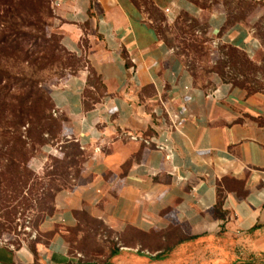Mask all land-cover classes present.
I'll use <instances>...</instances> for the list:
<instances>
[{"label": "crops", "instance_id": "0c3cea01", "mask_svg": "<svg viewBox=\"0 0 264 264\" xmlns=\"http://www.w3.org/2000/svg\"><path fill=\"white\" fill-rule=\"evenodd\" d=\"M150 2L169 24L187 15L218 43L262 63L254 25L264 17V1L246 23L231 24L221 6ZM54 12L62 47L85 66L53 84L49 97L67 119L65 134L88 159L76 186L56 194L40 224L41 233L55 235L37 245L39 261L3 237L0 264H82L68 235L83 215L103 222L120 242L111 264H175L168 255L152 261L160 253L136 242L137 233L148 241L172 232L182 239L234 237L264 254V93L222 82L212 91L198 86L138 0H56ZM91 72L101 94L89 83ZM89 91L98 99L87 110ZM172 112L180 115L178 130L160 132L156 114L170 124ZM160 146L173 148L171 161Z\"/></svg>", "mask_w": 264, "mask_h": 264}, {"label": "rangeland", "instance_id": "374dc122", "mask_svg": "<svg viewBox=\"0 0 264 264\" xmlns=\"http://www.w3.org/2000/svg\"><path fill=\"white\" fill-rule=\"evenodd\" d=\"M263 1L199 0L200 3H205L209 9L207 11L216 6L223 7L231 23H246L262 6ZM138 2L145 15L156 25L162 39L181 55L188 70L196 75L194 81L198 86L212 91L218 82H222L242 88L249 94L264 93V51L262 63L258 65L243 52L218 43L198 21L199 26L191 20H181L171 25L166 21L164 13L150 0ZM29 3L30 1L26 0L23 8L27 9ZM50 10L51 15L43 8L37 18L32 20L23 13L22 20H16L18 30L14 35L6 33L3 26L0 28V37L3 34L11 41L10 44H0V69L9 73V97L12 98L11 105L16 114L23 110L32 116L34 114L32 103H41L38 102L41 100L39 91L49 95L50 87L59 79L85 66L84 60L75 58L61 45L63 33L61 23L55 16L52 0ZM254 29L264 50V17L254 25ZM59 45L67 54L56 51ZM54 54L55 60L52 64H47L50 60L48 56ZM6 82L8 79L4 80L2 86H5ZM97 82L96 79H91L89 83L99 89ZM86 97L90 98L88 104H91L92 99H98L97 94L91 91ZM51 113L61 126V131L56 137L45 134V145L35 151L29 162L30 169L43 180L32 181L24 190L19 181L18 171L14 169L11 176L2 177L0 181V229L4 232L0 238L4 237L11 243L24 241L27 236H30L29 240L32 241L38 238L42 243L46 242L48 234L41 233L39 227L47 216L46 213H51L53 208L54 193L50 190V185L62 186L63 190L73 189L88 159L82 149L79 151L75 147L77 145L75 140L65 134L66 117L59 113L56 116L54 110ZM26 129L28 126L23 128V132ZM15 157L19 158V154ZM63 173L67 175L62 177ZM49 174L51 175L46 177ZM52 180H55L53 184ZM29 191L35 193L39 199L38 203L42 198H46L48 212H39L36 201L34 208L28 212L18 209L17 206L23 196H27ZM6 199L10 200V203H7L8 208L3 204ZM14 208L18 209L15 217L12 215L13 212H10ZM104 227L103 222L90 216L80 217V225L68 235L70 252L80 256V263L111 264L119 251L120 242ZM136 242L150 252L159 250L160 255H155L157 257L168 255L175 264H264V254L252 253L250 249L244 247L245 241L234 237L190 240L182 239L176 232H172L166 235L165 239L153 238L148 241L138 238ZM157 257L151 258L152 261H156Z\"/></svg>", "mask_w": 264, "mask_h": 264}, {"label": "trees", "instance_id": "16d2710c", "mask_svg": "<svg viewBox=\"0 0 264 264\" xmlns=\"http://www.w3.org/2000/svg\"><path fill=\"white\" fill-rule=\"evenodd\" d=\"M26 0H0V28L3 26V29L6 33H10L14 35L17 32V22L16 20H22L23 13L27 16L28 19H36L39 12L44 8V11L52 14L50 10V0H28L29 6L27 9L23 8ZM193 4L199 7V9L209 10L205 3H200L199 0H189ZM38 9V10H37ZM181 20H191L199 26L197 20L190 18L187 15L180 14L178 22ZM165 21V19H164ZM228 24H231L228 17ZM1 33V32H0ZM165 42V41H164ZM10 44V38L6 37L2 34L0 37V44ZM166 43V42H165ZM60 44V43H59ZM167 44V43H166ZM56 51L58 53L67 52L59 45L56 47ZM180 57L181 55L178 54ZM47 57V56H45ZM50 60H48L47 64H52L53 60H55L54 56H48ZM185 64V63H184ZM193 77L196 80V75L194 73ZM91 79H96L99 84V89H102V85L100 80L95 76L93 72H91ZM9 73L7 71H3L0 69V181L2 177L11 176L13 174L14 169L18 171V177L20 184L23 189L28 187L29 183L32 181H36V179L43 180L42 178H38L36 174L30 169L29 162L33 158L35 151L45 145L46 140L44 139L45 134L52 135L56 137L61 131V126L57 123V121L53 118L51 113L54 110L53 105L51 103V99L48 94L45 92L39 91L41 93V102L40 104H36V102L32 103L34 114L31 116L25 113L23 110L16 114V110L14 111L12 103V98L9 97L10 86H9ZM5 79H8L5 86H2V83ZM90 79V80H91ZM237 86V85H236ZM32 93V92H31ZM30 93V94H31ZM87 96V93H86ZM95 100V99H92ZM86 109H92V105L86 103ZM28 126V129L23 132V128ZM77 143V142H76ZM79 151L81 150L80 145L77 143L75 145ZM16 154H19V158L15 157ZM18 162V164H16ZM46 175L47 176H50ZM54 175H57V173ZM67 175L63 173L61 176L64 177ZM52 184L55 180L51 181ZM41 184V183H40ZM39 184V186H40ZM54 185H50V190L54 193V198L57 193L63 191L62 186L55 187ZM49 195V194H48ZM37 196L35 193L30 192L27 193V196H23L22 201L17 206L19 210L22 212H28L32 208H34V201L38 203ZM1 202V198H0ZM6 207L8 208V204L10 203L9 199L4 200ZM46 198H42L39 203V212H48ZM1 204V203H0ZM4 206V205H3ZM4 206V208H6ZM18 209H12L10 212H13V217L16 216ZM54 207L51 209V213L53 212ZM51 213H46V215H50ZM3 230L0 229V237L3 234ZM55 232L48 234L46 236V242L42 243L38 238L36 241L29 240L30 236L24 241H19L16 243H12L16 248L22 247V245H26L34 254L36 263L39 261V255L37 251V245L44 244L47 245L48 242L54 237ZM19 236V235H18ZM142 234L135 235V238H143ZM154 238H163V236H155ZM190 240H194V238H190ZM159 251V250H157ZM160 255V254H158ZM157 257V256H156ZM160 257H157L156 260H160Z\"/></svg>", "mask_w": 264, "mask_h": 264}, {"label": "built area", "instance_id": "2783aa9c", "mask_svg": "<svg viewBox=\"0 0 264 264\" xmlns=\"http://www.w3.org/2000/svg\"><path fill=\"white\" fill-rule=\"evenodd\" d=\"M52 5L53 7L56 6V0H52ZM54 114L57 116L58 112L54 110ZM158 117V123H159V131L160 132H170L171 130H178L179 122H180V115L178 112H172L168 113L169 119H170V124H167L164 122L162 116L160 114H156ZM160 148L164 154H165V159L168 161H171L173 159V148L168 147V146H160ZM174 175V174H173Z\"/></svg>", "mask_w": 264, "mask_h": 264}]
</instances>
